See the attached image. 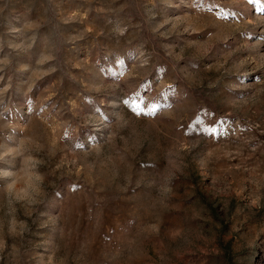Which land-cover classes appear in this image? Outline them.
I'll return each mask as SVG.
<instances>
[{"label": "rangeland", "instance_id": "1", "mask_svg": "<svg viewBox=\"0 0 264 264\" xmlns=\"http://www.w3.org/2000/svg\"><path fill=\"white\" fill-rule=\"evenodd\" d=\"M0 264H264V0H0Z\"/></svg>", "mask_w": 264, "mask_h": 264}]
</instances>
